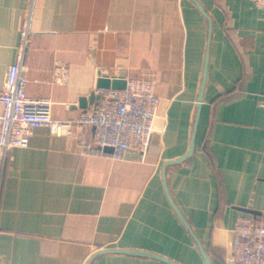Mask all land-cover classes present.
Listing matches in <instances>:
<instances>
[{
    "label": "crops",
    "instance_id": "crops-1",
    "mask_svg": "<svg viewBox=\"0 0 264 264\" xmlns=\"http://www.w3.org/2000/svg\"><path fill=\"white\" fill-rule=\"evenodd\" d=\"M26 19L25 91L53 121L84 113L102 76L151 80L159 104L144 158L85 156L47 127L8 154L0 264H225L236 221L264 215V8L0 0V89Z\"/></svg>",
    "mask_w": 264,
    "mask_h": 264
},
{
    "label": "built area",
    "instance_id": "built-area-1",
    "mask_svg": "<svg viewBox=\"0 0 264 264\" xmlns=\"http://www.w3.org/2000/svg\"><path fill=\"white\" fill-rule=\"evenodd\" d=\"M35 0H28L31 10ZM264 8V0H251ZM30 13V11H29ZM29 21L21 25L15 63L8 67L0 89V166L15 149L27 148L31 131L47 127L53 136L76 138L85 156L122 162L128 153L144 158L147 154L158 112L155 83L128 79L123 90H98L91 111L73 121L51 119L47 99L27 96L29 69L24 62L29 46ZM58 68L55 77L63 75ZM105 149H111L106 153ZM225 264H264V218H239L232 231L230 254Z\"/></svg>",
    "mask_w": 264,
    "mask_h": 264
},
{
    "label": "water",
    "instance_id": "water-1",
    "mask_svg": "<svg viewBox=\"0 0 264 264\" xmlns=\"http://www.w3.org/2000/svg\"><path fill=\"white\" fill-rule=\"evenodd\" d=\"M126 81L123 78H118V77H106L102 76L99 77L96 85V91L98 90H123L125 88ZM98 100V96L95 94V92L91 93L88 98H82L79 100L78 107L80 110H83L85 112L87 110L88 105H92L94 101ZM106 153H111V149H105L104 150ZM255 217H260L264 215H260L259 213H254L251 211H245Z\"/></svg>",
    "mask_w": 264,
    "mask_h": 264
}]
</instances>
